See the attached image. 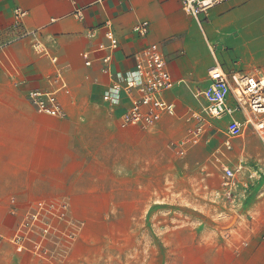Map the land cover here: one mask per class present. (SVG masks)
I'll list each match as a JSON object with an SVG mask.
<instances>
[{
    "label": "crops",
    "instance_id": "1",
    "mask_svg": "<svg viewBox=\"0 0 264 264\" xmlns=\"http://www.w3.org/2000/svg\"><path fill=\"white\" fill-rule=\"evenodd\" d=\"M18 7L28 11L25 29H40L48 55L37 54L29 39L1 48L17 33L14 10ZM77 8L84 9V20L73 16ZM107 21L112 22L118 40L113 54L115 79L121 81L134 68L136 53L155 46L166 57L177 83L169 96L174 103L178 86L194 82V93L206 85L209 69L218 64L229 71L264 68V0H227L210 11L203 30L183 12L181 0H0V62L18 67L29 81L28 87L14 89L6 88L13 79L0 80V209H24L31 204L32 209L42 201H64L72 219L78 220L86 216L83 211L138 207L132 182L138 179L139 157L133 146L144 135L137 128H120L128 104L111 107L103 101L112 84L100 61L109 52L99 51L110 46ZM142 21L150 23L145 38L133 31ZM91 31L95 37L89 36ZM83 53L90 54L91 66ZM208 56L211 64L198 74ZM58 72L67 84L59 93L67 114L62 119L37 112L28 100L31 90H55L58 85L49 84V78ZM245 174L254 175L251 182L259 178L258 171L247 167ZM202 224L212 226L210 219L193 223ZM189 225L173 232L170 226L163 230L162 264H264V252L236 253L226 245L217 249L208 229L197 232ZM131 240L143 242L137 234ZM146 241V250L142 245L131 247L130 252L106 245L98 258L80 250L65 256L52 253L51 260L39 264H153L154 247L149 243L154 238L147 236Z\"/></svg>",
    "mask_w": 264,
    "mask_h": 264
},
{
    "label": "rangeland",
    "instance_id": "2",
    "mask_svg": "<svg viewBox=\"0 0 264 264\" xmlns=\"http://www.w3.org/2000/svg\"><path fill=\"white\" fill-rule=\"evenodd\" d=\"M211 62L212 58L206 57L197 73H204ZM228 66L235 68V65ZM6 77L13 79L6 88L28 87L29 81L18 67L3 66L0 62V80ZM193 87L194 82L190 81L178 86L174 95L177 115L167 116L156 127L141 131L144 139L140 138L133 146L139 157L138 179L133 178L132 182V189L139 196L138 207L83 211L86 216L78 218L81 222L75 220L81 227L76 238L70 242L58 241L59 245L51 242L46 261L52 253L65 256L80 250L91 251L98 258L99 250L106 245L108 249H116L114 246L118 245L117 250L122 248L128 252L131 247L135 249L142 245L146 250L149 236L150 240L154 238L153 243H149L154 247L153 264H162L163 230L185 229L188 223L197 232L208 229L217 240V249L226 245L236 253L244 249L251 253L264 252V141L253 130L233 140V150L222 162L235 166L243 157L246 167L258 171L259 178L251 182L248 174H244L235 186L224 187L221 163L217 162L214 153L226 140L222 132L226 130L223 125L226 119L222 122L211 120L222 131L210 128L195 137L198 120L191 118V114L204 115L207 104L203 98L195 97ZM147 153L149 162L146 161ZM32 206L0 209V234L12 238L23 218L32 211ZM201 219H210L212 226L193 225ZM132 234L139 235L143 242L132 241ZM82 239L90 240L82 245ZM40 261L46 262L18 254L9 242L1 245L0 264H39Z\"/></svg>",
    "mask_w": 264,
    "mask_h": 264
},
{
    "label": "built area",
    "instance_id": "3",
    "mask_svg": "<svg viewBox=\"0 0 264 264\" xmlns=\"http://www.w3.org/2000/svg\"><path fill=\"white\" fill-rule=\"evenodd\" d=\"M226 2L227 0H181L183 12L192 17L202 30L210 11ZM102 3L103 1H99V4ZM73 16L84 20V9L77 8ZM27 17V10L19 7L14 10L17 33L3 43L1 48L29 39L37 54L48 55L40 38V29H25L24 22ZM104 27L110 46L100 47L99 51L106 49L109 52L100 61L104 66L103 72L112 84L104 93L103 101L111 107L129 105L120 117V128L147 131L156 127L165 117L176 116L177 105L169 100L168 94L176 88L177 83L164 54L155 46L145 47L133 56L134 68L128 71L121 81H117L113 73V54L118 48V40L114 36L111 21L105 22ZM133 31L145 38L150 32V23L138 22ZM89 36L95 37V33L91 31ZM82 57L86 60V65L91 66L90 54L83 53ZM52 63L55 64L56 60L52 59ZM49 84L58 87L53 91L31 90L28 100L41 114L65 118L67 114L59 99V93L67 89L63 75L58 72L55 77L49 78ZM194 95L196 98H203L207 104L204 115L196 112L191 114V118L198 120L194 130L195 137L201 136L210 128L222 131L214 126L211 120L222 122L226 119L223 124L226 130L222 131L226 140L215 151L214 156L217 162L221 163L223 186L233 187L246 170L243 157L235 166L222 162L233 150V140L253 130L264 141V68L254 71H229L218 64L209 69L206 85L197 88ZM249 178H254V175L250 174ZM80 230V225L71 217L67 202L42 201L26 214L12 238L8 239L0 234V249L2 244L9 242L18 254L47 260L46 254L51 242L57 245L60 244L58 241L64 239L70 242Z\"/></svg>",
    "mask_w": 264,
    "mask_h": 264
}]
</instances>
